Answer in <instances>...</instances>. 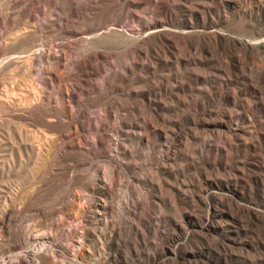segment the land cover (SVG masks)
Segmentation results:
<instances>
[{"label":"rangeland","instance_id":"rangeland-1","mask_svg":"<svg viewBox=\"0 0 264 264\" xmlns=\"http://www.w3.org/2000/svg\"><path fill=\"white\" fill-rule=\"evenodd\" d=\"M0 264H264V0H0Z\"/></svg>","mask_w":264,"mask_h":264}]
</instances>
